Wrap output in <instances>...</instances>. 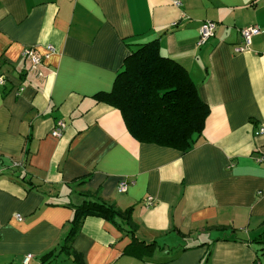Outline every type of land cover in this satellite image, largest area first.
<instances>
[{"label":"crops","instance_id":"obj_1","mask_svg":"<svg viewBox=\"0 0 264 264\" xmlns=\"http://www.w3.org/2000/svg\"><path fill=\"white\" fill-rule=\"evenodd\" d=\"M174 1L0 0V154L23 164L34 184L0 165V264H22L27 253V264H41L68 230L72 206L95 197L131 206L137 239L156 243L128 253L126 223L87 215L72 242L83 264L262 260L264 0ZM204 20L216 28L198 44ZM252 25L259 31L249 48L235 51ZM153 39L209 106L187 151L137 141L120 111L94 97ZM47 45L54 50L32 68L22 51L42 55ZM48 264L77 263L60 253Z\"/></svg>","mask_w":264,"mask_h":264},{"label":"trees","instance_id":"obj_2","mask_svg":"<svg viewBox=\"0 0 264 264\" xmlns=\"http://www.w3.org/2000/svg\"><path fill=\"white\" fill-rule=\"evenodd\" d=\"M94 97L120 111L126 129L137 141L180 151H187L193 145L209 113V106L198 94L186 69L160 52L158 39L139 44L124 58L111 90L97 92ZM28 141L29 138L23 150L25 159L29 153ZM12 160L0 154V165L5 169L12 168L11 172L16 177L30 183V187L34 186L32 180L22 172L23 164ZM84 195L90 196L88 192H84ZM72 207L74 211L68 230L56 247L41 256V264H48L60 253L71 262L83 264L82 255L74 250L72 242L87 215L108 219L121 229H124L121 223H126L128 228L125 230L132 239L125 248L128 253H135L140 246L149 250L155 246V241H139L135 236L131 206L120 209L95 197L86 198ZM157 247L161 248L162 245ZM260 248V254L264 255V246ZM254 261V264H264V260Z\"/></svg>","mask_w":264,"mask_h":264},{"label":"built area","instance_id":"obj_3","mask_svg":"<svg viewBox=\"0 0 264 264\" xmlns=\"http://www.w3.org/2000/svg\"><path fill=\"white\" fill-rule=\"evenodd\" d=\"M176 4H178L179 2L177 0L174 1ZM216 28V23L212 20H204L201 25L199 26V36H198V41L197 43L200 44L202 42H204L207 38L211 37L214 34ZM258 28L256 26H247L244 27L240 30V34H241V42L234 48L235 51L237 52H242L245 51L249 48L250 44H251V38L252 35L258 33ZM54 50V47L52 45H47L46 46V52L42 55H38L35 54L33 52V48H25L22 51V56L29 58L30 59V63H31V67L35 68L38 64H40L45 58L48 57L49 53L52 52ZM5 83V77L3 75H0V85H3ZM65 127V123L63 120H57L54 127L52 128V135L54 136H59L62 132V130ZM264 129L261 128L260 132H262ZM261 158H258V160H260ZM126 186V182L124 180H121L118 184V190L122 191L125 189ZM152 202V198L151 197H147V203H151ZM17 217L20 218L19 214H17ZM32 257L31 253H27L23 260H22V264H27V262L29 261V259Z\"/></svg>","mask_w":264,"mask_h":264},{"label":"rangeland","instance_id":"obj_4","mask_svg":"<svg viewBox=\"0 0 264 264\" xmlns=\"http://www.w3.org/2000/svg\"><path fill=\"white\" fill-rule=\"evenodd\" d=\"M262 235H263L262 238H259V240H260L261 242L263 241V242L261 243V245L264 246V232L262 233ZM201 239H203V238H201ZM190 240H191V239H190ZM190 240H187V241L184 242V243H188V242H190ZM257 249H258V250H257V251H258V254L260 255V253H261V248L258 247ZM260 258H261L262 260H264V256L260 255Z\"/></svg>","mask_w":264,"mask_h":264}]
</instances>
